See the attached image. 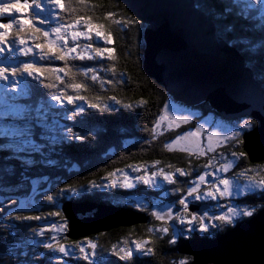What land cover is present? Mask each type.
I'll list each match as a JSON object with an SVG mask.
<instances>
[{"label": "trees", "instance_id": "obj_1", "mask_svg": "<svg viewBox=\"0 0 264 264\" xmlns=\"http://www.w3.org/2000/svg\"><path fill=\"white\" fill-rule=\"evenodd\" d=\"M195 2L197 8L215 24L217 34L244 57L247 67L253 71L256 80L264 89V4L256 3V0H195ZM72 6L77 9L75 13L58 9L51 14L52 18L49 23L37 26L44 30H50L61 23L74 20L77 16L90 17L93 24H103L104 30L112 33L113 44L103 45L102 40H99L98 44L115 48V60L100 59L95 57L91 49H84L85 44L96 43L97 39L87 43L83 39L79 41L77 53L83 54L84 59H73L72 57L76 56V53L66 57L63 61L56 60L54 57L41 59V53L34 45L45 43V38L41 33L34 34L28 24H23V20L21 23L25 31L21 32L20 36L26 38V43L22 46L17 43L14 47H32L33 53L28 55L19 51L10 53L6 49L4 53L0 54V62L7 61L11 64L9 67L22 66V63L28 62L34 63L41 69H46L38 79H33L26 73L22 77H18L23 80L20 88H23L25 84L28 86V95H18L19 91L11 93V95L18 96L17 100L11 103L26 106L27 111L22 118L15 120L14 117H4L3 122H6L5 124H10L12 121L23 122V126L19 128L22 129L27 126L30 129V138L34 141V145L25 140L27 137L0 136V197H35L34 193L48 190L49 193H53L54 202L50 204L41 201L43 198L42 193H40L36 198L41 200H36V202L42 210L46 211L44 218L41 221L17 220L14 224L17 226L15 230H23L30 226L34 228L41 223H48L55 219L64 223L65 220L60 207L65 201L102 205L113 204L134 209L131 204L124 200L143 196V194H147L155 200L164 199L163 202L167 204H174L176 215H184L190 218L189 211L188 213L184 212L179 200L186 197L189 188L193 186L194 181L198 180L199 175L205 170L204 166L210 160L207 162L206 159L197 158L178 150L168 151L164 145L178 135L193 129L200 119H194L176 130L164 131L163 135H157L154 138L151 129L162 115L165 105H168L171 100L166 91L154 80L148 78L143 71L144 30L146 26L128 13L126 8L117 0H90L87 9H84L83 5L77 4L76 0H72ZM65 7H68L67 3ZM108 12L114 13L113 19H124L130 23L127 27L116 25L111 19H105V13ZM29 14L30 12H25L24 15H17V17H25ZM57 16L64 17V19H56ZM4 17L0 18V22H7V19L10 18L9 15ZM40 17L44 18L41 15ZM78 26L81 30H86L82 23ZM93 33L95 34V30ZM15 37V28L10 29L8 39L13 40ZM49 39H54V37L50 36ZM81 41L85 42L82 43ZM57 44L63 45V42ZM72 46H74L73 42H68V47ZM56 51L59 52V48ZM89 55H93L95 58L88 59ZM110 65L115 66V73L107 70ZM58 68H64L68 74L65 75V72L57 73L55 69ZM69 68L71 72H68ZM88 69L94 71H88ZM93 74L98 77L96 81L91 79ZM57 76H60L64 82L61 83V80L56 78ZM105 81L109 82L105 83ZM73 82L83 83L87 86L86 89L79 90V94L85 97L84 101L77 100L73 105H69L64 99L62 107L56 101L51 100L53 94L61 92L66 95H77V91L67 87ZM48 83L53 84L54 87H45L44 85ZM96 97H100V99L96 100ZM111 97H115V100H119L120 103H115V100L110 99ZM88 103L106 104L110 110L101 113L97 109L87 107ZM124 105H130V107ZM81 106L85 108L83 113L76 111V108ZM190 109L199 110L204 118H220L207 104H201ZM69 115L73 119H67ZM245 120L252 123L251 129L257 126L252 119H244L243 121ZM0 121H2L1 116ZM69 128L72 129V133L67 132ZM251 129H243L241 137L233 145L224 146L220 151L211 155V158H220L223 153L231 159L232 151H242V136ZM76 134L83 136L84 139H75ZM69 135L73 136V139L68 140L66 137ZM35 146H39L38 150H35ZM18 148H23V150L18 151ZM156 161L160 163L155 164ZM133 168H138V171H133ZM177 168L185 170L190 175L181 176L175 171ZM160 169H163L165 173H173L176 183L169 184L160 176L165 183L160 191H154V193L146 190L143 184L139 188L130 190L122 189L120 186L104 188L106 191H113L112 195L105 193L106 196L100 193V187H90L93 182L104 185L115 180L116 176L109 177L111 172H116V174L138 172L137 174L150 175ZM246 169L250 171H247L245 176H240L239 173ZM248 176H256L257 179L264 176V163L251 165L247 156L241 157L226 178L246 177L247 180ZM36 182L40 183L34 188L33 185ZM67 188L76 189L77 195L70 199L65 198V194L67 196L70 194V192L63 191ZM13 204L5 206V210L15 208L16 206ZM190 204L206 206L208 209H213L214 212L218 209L225 211L227 207L232 205V207L239 208L240 206H247L253 210V216H240L232 224H222L215 221L218 227H210L207 233L193 231L187 234L188 238H185V235H176V243L172 244L170 240L175 232H184L190 226L180 224L176 219L157 223L153 216L147 215L145 210L138 209L136 211L149 218L146 225L129 229L119 228L81 240L83 242L106 241V244H101L104 253L102 258L98 260V264H130L132 261L133 264H179L181 260H188L191 264L190 257L178 253L180 243L194 238L222 236L232 230L235 225L257 216L261 211H264V192L256 191L253 194L239 196L238 199L230 198L229 200H223L219 197L213 201L191 199L188 202V207ZM55 208L60 213L56 217L50 215V213L56 212L54 211ZM165 226L170 229L168 233L155 231V229ZM192 227H198V225L194 222ZM151 228L154 229L155 233L149 232ZM114 232L116 234L112 238L109 237ZM65 233L66 230L63 233L65 243L72 246L80 241L67 240ZM118 234L123 239H129L131 236L137 241H149L153 254L150 258L137 257L134 260L133 257L131 261L120 260L111 252L112 247L117 246L118 241L115 239ZM48 240V237L43 239L44 242ZM55 253L46 254L40 264H63L61 258L57 259L59 253ZM7 262L9 261H1L2 264H8Z\"/></svg>", "mask_w": 264, "mask_h": 264}, {"label": "water", "instance_id": "obj_2", "mask_svg": "<svg viewBox=\"0 0 264 264\" xmlns=\"http://www.w3.org/2000/svg\"><path fill=\"white\" fill-rule=\"evenodd\" d=\"M117 1L146 26L145 75L187 107L207 104L228 121L254 120L257 126L242 136V151L250 164L264 163V89L195 0ZM60 209L67 225L65 238L70 241L145 225L149 220L144 214L102 204L65 201ZM206 209L196 204L188 207L197 216ZM92 210L96 212L86 216ZM178 253L190 257L191 264H264V211L222 236L182 242Z\"/></svg>", "mask_w": 264, "mask_h": 264}, {"label": "snow or ice", "instance_id": "obj_3", "mask_svg": "<svg viewBox=\"0 0 264 264\" xmlns=\"http://www.w3.org/2000/svg\"><path fill=\"white\" fill-rule=\"evenodd\" d=\"M67 3L68 7H65ZM76 3L79 5H83L84 9H87L90 3V0H76ZM256 3L264 4V0H256ZM44 4H48L53 6V10L59 9L60 11L65 12H72L75 13L77 9L72 6V0H0V17H3L5 13H8L10 19L7 22H0V54L4 53L7 49L8 52L14 53L19 51L24 55H28L29 53H33V48H16L14 47L17 43L19 45H24L26 43V38L20 36L21 32L25 31L23 24H28L31 28V31L35 33H41L45 38V43H40L34 45L35 48L39 49L41 59L45 57H54L56 60H65L66 57L72 56L73 53H76V56L72 57L73 59H84V55L81 53H77V45L75 42L78 38H84L85 40L92 41L93 36L92 33L95 30V36L97 38L96 43H87L83 47L85 50L91 49V51L95 54V57H99L100 59H108V60H115V51L116 49L113 47H105L98 44L99 40L103 41V45H110L114 43L113 35L110 31L104 30L105 26L103 24H93L90 17L87 16H77L74 20L68 21L66 23H61L56 27H52L50 30L45 31L41 27L37 25H44L50 22L51 13L45 9ZM13 9L17 12L20 10H30V14L25 17H17L13 15ZM40 13H48L45 18L40 17ZM114 13L108 12L105 13V19H111L112 22L116 25L121 27H127L130 21L124 19H113ZM56 19L63 20L64 17H55ZM23 20V24L21 23ZM35 21V23H33ZM83 24V28L86 30H80L77 26ZM16 31V37L13 40H9V30L14 29ZM103 30V31H102ZM68 35H71L73 45L72 47H68ZM50 36H54L55 39H49ZM57 41H63V45H58ZM59 48V52L56 49ZM93 55H89L88 59L95 58ZM7 63V61H5ZM112 73L116 72V68L114 65H110L107 69ZM43 71L46 69H41L37 67L34 63L24 62L22 66H12V67H2L0 66V81L4 83L0 85V100L7 106L8 111L3 113L2 121L4 117L9 115L17 116L22 118L25 111H27L26 106L16 105L14 102L17 100V95H11V93H17L18 95H28V86L25 84L23 88H19L20 84H23V80L19 79L18 77H22L25 73L27 76L32 77L33 79H38V77L42 74ZM57 73L65 72L64 68L55 69ZM88 71H94L93 69H88ZM68 72H71V69H68ZM68 73L65 72V75ZM87 75V73H85ZM11 78V79H10ZM58 80H61V83L64 81L60 78V76L56 77ZM91 79L96 81L98 79L97 75L93 74ZM109 81H105L108 83ZM47 88L54 87L53 84L48 83L44 85ZM67 87H71L74 91H77V95H66L65 93L61 92L59 94H53L51 96V100L57 102L58 105H64V99H66L67 104L73 105L75 101L81 100L84 101L85 97L79 94V90L86 89L87 86L83 83H70ZM96 100H99L100 97H96ZM110 99L115 100V97H111ZM115 103L119 104V100H115ZM143 103V102H141ZM125 107H130V105H124ZM87 107L92 109H97L101 113L110 110L108 105H101L98 103H88ZM76 111L79 113H83L85 111L84 107H77ZM67 119L71 120L73 117L71 115L67 116ZM189 118L187 116L180 119L179 117H172L169 115V106L165 105L164 107V115L160 116V118L155 122V126L151 129L153 137L155 138L157 135H163L164 130H171L173 127H178L180 123H188ZM3 123V122H2ZM166 124V129H165ZM239 129H251L252 123L250 121L245 120L243 123L238 125ZM158 129L160 130L158 132ZM203 131L201 127H197L195 131H188L184 134L178 135L176 138L171 140L170 142L165 143L164 147L168 151H172L177 148V146L181 145L182 141H192L196 145V150L198 151L199 155H204L205 150L200 147V133ZM68 133H72V129L69 128L67 130ZM241 132L239 130H234L231 133V136H217L216 133H212L207 137L208 146L207 151H213L215 146L223 144L225 141L232 140V139H239ZM0 136H9V137H27V140L31 145H34V141L30 138V129L25 126L24 128H12L9 129V126L3 123V130L0 131ZM68 140L73 139V136L69 135L66 137ZM77 140H83L84 137L78 134L74 137ZM215 141V144H213ZM242 142V141H241ZM6 147V146H5ZM39 146H35V150H38ZM18 151H22L23 148H18ZM181 151H187L189 154H192L193 149L188 147H180ZM232 157L235 158L233 161H227L220 165V168H217L215 171H220L221 169L227 172L230 168L234 167L235 161H238L241 157H245L246 153L240 151H233ZM159 161H156L155 164H159ZM155 166V165H153ZM171 167V166H169ZM205 168L212 167V161H209L205 166ZM122 171V170H117ZM133 171H138V168H133ZM181 176L190 175V173L186 172L183 169L177 168L175 170ZM250 170H245L240 172V176H245L246 172ZM116 176V172L109 173V177ZM162 176L165 181L169 184L176 183L173 173H165L163 169H160L158 172H152L150 175L147 176H140L137 178L139 182H142L145 185L152 186L155 180V177ZM212 176L214 182H209L206 177ZM194 186L190 187L187 196L194 197L196 200H201L202 198H211L217 199L223 198L224 196L233 197L238 195H248L255 193L256 191L264 192V176H261L259 179L256 176H248L247 183L243 186L239 184H234L233 181L229 179L217 178L214 172H205L204 174L199 175L198 180L194 181ZM207 185V191H204L201 194L200 186ZM223 186L222 189L220 186ZM117 186L125 187V188H134L136 185L133 182H130V178L127 174L124 175V180L121 183H118L117 180H111L109 184L98 185L93 182L90 187L97 188V187H104V188H115ZM64 192H70L72 196L77 195L76 189L67 188L63 190ZM48 201H53L54 197L52 195L46 196ZM179 204L183 206L184 212L188 213V201L187 197L182 198L179 200ZM50 215L58 216L60 215L59 212L50 213ZM156 219L160 221H166L171 219H176L180 224H187L188 227L184 232H175L173 238L170 240V243H176V235H185V238H188L187 234L192 233L193 231H199L201 233H207L209 228H216L218 225L215 221H219L222 224H232L237 217L244 216V217H251L253 216V210L249 208H239V207H232L229 206L227 211L223 215H194L188 213L190 218H187L184 215H176L174 216L172 211H166L163 214L161 212L156 211L152 213ZM16 219H23V220H40V216H17ZM206 221H211L212 223H206ZM194 222L198 225V227H192ZM56 231H65L66 230V221L61 223L60 225L53 224L51 226ZM174 227V226H173ZM169 227L165 226L159 229H155V231H159L161 233H168ZM45 231L44 228H41L40 231L37 233L38 235H43ZM154 231L153 229H149V232ZM52 240H56V237L53 236ZM124 246L113 248V255L118 256V258L122 261H131L133 260L134 253H139L143 255H149L153 252L152 247H148L147 245L150 243L149 241H133L132 243L135 245L134 248L129 247L128 243L125 241L123 242ZM43 246L53 252L61 253L63 256H69L72 254V250L79 249V252L83 254L82 258L88 262V264H94L93 257L96 255L97 244L93 243L92 241H87V248L91 249V252L86 251L85 246L81 243H76L71 246V249L66 247L64 244L60 243H45ZM179 264H189L188 260H181Z\"/></svg>", "mask_w": 264, "mask_h": 264}, {"label": "rangeland", "instance_id": "obj_4", "mask_svg": "<svg viewBox=\"0 0 264 264\" xmlns=\"http://www.w3.org/2000/svg\"><path fill=\"white\" fill-rule=\"evenodd\" d=\"M44 7L51 14L54 11L55 12L58 11V9L53 10V6H50L48 4H44ZM25 12H30V10H20L19 12H17L15 9H13L14 14L13 13L12 14L16 15V16L17 15H24ZM6 15H9V14L5 13L4 16H6ZM40 15L45 18L48 15V13H40ZM4 16L0 17V18H5ZM9 19H7V21ZM78 28L80 29V26H78ZM45 30L48 31L47 29H45ZM0 31H3V29H0ZM92 36H93L92 41L97 39L94 33H92ZM54 39H55V37H54ZM81 39L85 40L84 38L81 37V38H78L75 43L77 45H79V41ZM85 41L87 43L89 40H85ZM85 41H81V42L84 43ZM92 41H89V42H92ZM61 42H63V41H57V43H61ZM68 42H73L71 35H68ZM9 65H11V64L5 63V62H0V66H2V67H9ZM3 83L4 82L1 83V81H0V85H2ZM20 87H22V86L20 85L19 88ZM18 91H19V89H18ZM1 94L2 93H0V95ZM12 95H14V94H12ZM169 98L171 100L168 104L170 116L179 117L180 119H183V117L187 116L189 118L188 123L192 122V120H194V119H200V121L198 123H196L195 127L189 131H195L197 127H201L203 129V131L200 133L199 140H200V147L205 150V154L199 155L198 151L196 150V145L192 141H182L181 145L177 146V148L174 150L181 151V150H179L180 147H188V148L193 149V152L191 155H194L197 158L206 159L207 162L209 160L212 161V167L211 168H205V170L202 174H204L205 172H214L215 176L217 178L229 179V180L233 181L234 184H239L241 186L246 184L247 183L246 177H243V178H229L228 177V178H226V176H229V173L231 172L232 168H230L227 172L223 171L222 169L220 171H215L217 168H220L221 164H223L227 161L235 160V158L232 157V155H231L232 153L230 154L231 159L228 158V155H225L223 153H222V157L218 156L220 158H216V159L211 158V155L217 153V151H220V149L226 145H230V144L233 145L238 139H232V140L225 141L223 144L215 146L213 151H207V146L209 143L207 140V137L212 133H216L217 136H221V137L222 136H231V133L234 130H239L241 132V135H242L243 129H239L238 125L243 123L244 119H251V118L240 117L238 119L231 120V121H228L222 117H220V118H214V117L204 118L201 116V112L199 110L190 109V108H195V107H187L184 104H182L178 101H175L176 99H174L170 95H169ZM5 111H8V108L3 103V101L0 100V116L1 117H3V113ZM162 115H164V110H163ZM8 117H10V118L14 117L15 120L20 118V117L12 116V115L7 116V118ZM2 122L3 121H0V131L3 130V123L4 124L6 123V122H3V123ZM188 123H180L178 127L183 126V125L188 124ZM6 125H8L9 129L11 130L13 127L14 128L22 127L23 122L12 121L10 124H6ZM164 127L166 129V124ZM178 127H173L171 130H176ZM159 131L160 130L158 129V132ZM164 131H167V130H164ZM241 135H240V137H241ZM213 144H215V141H213ZM182 152L189 153L187 151H182ZM236 163H237V161H235V164ZM235 164H234V166H235ZM256 165H258V164H256ZM137 173L138 172H134V173L122 172V173L116 174L115 180H117L118 183H121L124 180V175L127 174V176L130 178V182L135 183L136 186L134 188L122 187V189L130 190V189L139 188V186L143 183L139 182L137 180V178L140 176H147L148 174H137ZM206 179L209 182H214L212 176H208V177H206ZM162 180L163 179H161L160 176L155 177L153 185L149 186V185L143 184L144 188L146 190L153 192V193H154V191H160V189H162V187H163L162 185H164V183H165V181L163 182ZM39 183L40 182L34 183L33 187L36 188V186H38ZM193 186H194V183H193ZM193 186H191V187H193ZM220 187L222 189L223 186L221 185ZM207 190H209L207 185L202 184L200 186L201 194ZM99 191H100V193L103 194V196H106L105 193H108L110 195L113 194V191H106L104 189V187H100ZM40 193H42L43 200L36 198V196H38ZM48 195L53 196V193H49V191L47 190L46 192L42 191V192L34 193L35 197H32V196H30L28 198H18L16 196H14V197H2V198L0 197V208H1V210H0L1 211V216H0V251H1L0 252V259H1V261L2 260H8L9 261V262H7L8 264H40L42 259H44L46 254L55 253V252H53V251H51V250H49L43 246V244L49 243V242L54 243V244H56L58 242L60 244H64L66 247L71 249V245L65 243V241L63 240L64 231L58 232L54 228L51 227L53 224L60 225L62 222L59 219L51 220L48 223H41L38 225L39 227L35 225L36 227H34V228H32L30 226V227H25L23 230H15V228L17 226H14V224L17 220L25 221V222L28 221V220H23V219H16L17 216H20V217L33 216V215L40 216L41 219L38 221H41L44 218L46 211L42 210L38 206V202H36V200H41V201L52 204L54 202V200L51 202L48 201L46 199V196H48ZM239 196L243 197L245 195H238V196H233V197L224 196L223 200H226V199L229 200L230 198L231 199H238ZM64 197L68 198V199L73 198L71 193L68 196L65 194ZM186 197H187L188 202H190L191 199L196 200V199H194V197H188L187 195H186ZM202 199H204V198H202ZM206 200L213 201V199H211V198H206ZM124 201L128 204H131V206H133V208L135 210L120 207V206L113 205V204H110L109 206H114L115 208H118L120 212H121V208H123L125 210H132V211L138 212V213H140L139 211H136L138 209L145 210L147 215H150V216H153L152 213L156 212V211H159V212H161V214H163L164 212L171 210L173 215L176 216V212H174V210H175L174 204H167V203L163 202L164 199L163 200H155L154 198H150V196L147 194H143V196L131 197V198H128ZM12 203H14L13 205H15L16 207L9 209V210H5V208H6L5 206H10ZM93 205H95V204H92V206ZM220 205L222 207H224L222 204H220ZM235 205H237V204H235ZM218 206H216V207H218ZM241 207L242 206H240V208ZM227 208L225 211L224 210L219 211V209H218L215 212L213 209L212 210L206 209L205 211L202 212V214L203 215L206 214L208 216L223 215L227 211ZM242 208H247V206H243ZM58 209H59V206H58ZM58 209L55 208L54 211H56V210L59 211ZM94 212H96V211L95 210L89 211L86 214V216H90ZM141 214H143V213H141ZM54 217H56V216H54ZM153 219L157 223L165 222V221H160V220L156 219L155 216H153ZM166 221H168V220H166ZM206 223H208V221H206ZM210 223H212V222L209 221V224ZM133 227H136V226H133ZM133 227H131V228H133ZM41 228H44L45 231L43 232V235H38L37 233L40 231ZM151 229H153V228H151ZM152 233H155V231H152ZM115 234H116V232L110 234L109 237L112 238L113 235H115ZM53 236L56 237V240L51 239ZM34 237H36V238H34ZM44 237H48L49 240L47 242H44L43 241ZM129 237H130L129 239H123V237H121L118 234L117 238L115 239L116 241H118V243H116V245H117L116 248L118 249L119 247H123L124 246L123 242H125V241L128 243L129 247L134 248L135 245L132 242L137 241V240L135 238H132L131 236H129ZM144 241H147V240H144ZM92 242L97 244L96 255L92 259L94 261V264H98V260L102 258V256H103L102 254L104 253L103 252L104 248L102 247L101 244H106V241L101 242L99 240H93ZM78 243H81L83 246H85L86 251L91 252V249L87 248V242H83L82 240H80V241H78ZM147 246L152 247L150 244H148ZM112 250H113V247H112ZM112 250H111V252H113ZM49 251H50V253H49ZM55 254L57 255V253H55ZM152 254H153V252L149 255L134 253V260L137 259V257L138 258H141V257L150 258ZM82 256H83V254L79 252V249H74V250H72V254L69 256H63L61 253H59V256H58L59 258H57V259L61 258V260L63 261L62 262L63 264H88V262L86 260H84L82 258ZM67 260H69V261H67ZM1 261H0V264H2ZM130 264H133V261Z\"/></svg>", "mask_w": 264, "mask_h": 264}]
</instances>
